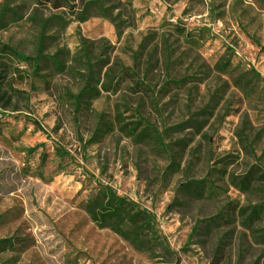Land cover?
Wrapping results in <instances>:
<instances>
[{"label":"rangeland","instance_id":"1","mask_svg":"<svg viewBox=\"0 0 264 264\" xmlns=\"http://www.w3.org/2000/svg\"><path fill=\"white\" fill-rule=\"evenodd\" d=\"M0 43L41 56L36 75L24 65L29 78L12 74L24 93L0 112V238L15 243L0 264H264V215L251 229L237 215L262 199L264 181L239 180L264 172V87L238 86L214 68L231 56L264 80L257 0H0ZM126 67L149 86L138 94L160 131L189 117L200 128L163 132L166 152L139 139L134 95L100 88ZM87 78L100 91L74 122L62 91ZM56 145L70 156H55ZM41 161L44 179L32 173ZM199 180L212 197L196 196L188 182ZM98 184L134 204L122 230L152 218L153 234L143 235L160 244L136 252L97 227L83 203ZM220 212L222 221L204 222Z\"/></svg>","mask_w":264,"mask_h":264},{"label":"trees","instance_id":"2","mask_svg":"<svg viewBox=\"0 0 264 264\" xmlns=\"http://www.w3.org/2000/svg\"><path fill=\"white\" fill-rule=\"evenodd\" d=\"M49 1V0H46ZM257 5L264 9V0H257ZM60 6V5H59ZM58 7V6H57ZM11 62H15L17 66H12ZM41 56L36 55H24L15 48H12L8 44L0 43V112L6 110H14L13 102L16 98L24 93L23 90L17 87V83L12 78V74L16 73V77L22 83L26 78H29L30 75L19 66H29L32 68V75H36L40 70L41 66ZM232 65L231 56H225L220 58L214 65L216 71L226 74L232 79L233 83L236 85H246L250 86L253 84L259 83L261 81L262 86L264 87V80L261 78L260 74L253 68L248 72H239V64ZM129 76L132 78L131 84L126 83V77ZM42 77V76H40ZM112 83L101 84L100 88L104 91H109L107 85H109L112 91L125 90L126 93L134 95V102L136 103V109L141 119L144 122V127L138 133V138L141 140H148L151 144L155 146L160 152L167 151V145L164 143L162 138V133L169 130H184L187 128L199 129L201 122L193 117H189L187 120L180 122L174 126L165 127L160 131L145 115V102L143 101L142 95L138 93L148 94L151 92L149 86L139 77L138 73L135 71L134 67L122 68L118 74L110 76ZM174 85L183 84L185 79L173 80ZM110 89V90H111ZM99 88L94 84L91 78H87L84 81L82 87L76 92L72 93L69 89L64 88L62 91V97L68 101L72 107V118L76 122L78 114L85 112L89 107V101L99 94ZM153 96V94H152ZM154 97V96H153ZM199 115L208 114L204 109L197 113ZM101 122H98V124ZM105 130H101V133H104ZM97 133V128L95 130ZM94 135L91 136L86 143L94 141ZM80 141L82 139L80 138ZM44 146V144H37L27 150V155H30L37 151L39 147ZM54 153L57 157H64L70 154L61 146L56 145L54 147ZM28 164H26L27 166ZM43 161L38 165V168L33 170L31 166L23 167L22 173L25 175L29 171L36 175L40 179H44L43 176ZM258 174L256 171H249L240 178V183L245 187L250 188L252 181H264V172H260L257 178L254 175ZM204 182L199 180L196 182L189 181L188 184L196 183V196L199 198H210L213 196V191L208 190L207 193L204 192ZM237 185V184H235ZM262 193V199L260 202L252 204L250 206L239 207L237 210V215L241 218V224L246 229H251L252 225L261 220L264 215V187L260 188ZM134 204H132L126 197L120 196L108 185L98 184L97 188L88 196V198L83 203V208L85 213L88 215L89 219L99 228H105L111 232L118 235L122 240H124L134 251L140 253H147L150 248L157 244H160L159 238L154 237H144L143 233L153 234V219L146 218L140 223L136 224L129 230H122L120 224L128 219V217L134 213L132 212ZM224 217L221 215V212L218 213L215 217L209 218L204 222L207 225L216 224L215 221L223 220ZM2 216H0V222ZM154 240V242H153ZM150 242H153L149 245ZM14 241L12 238H0V252L11 250L14 248Z\"/></svg>","mask_w":264,"mask_h":264},{"label":"bare ground","instance_id":"3","mask_svg":"<svg viewBox=\"0 0 264 264\" xmlns=\"http://www.w3.org/2000/svg\"><path fill=\"white\" fill-rule=\"evenodd\" d=\"M112 264H116V263L114 262V263H112Z\"/></svg>","mask_w":264,"mask_h":264}]
</instances>
